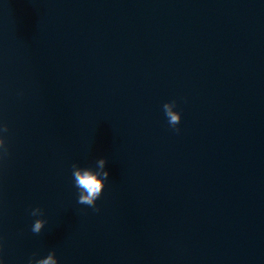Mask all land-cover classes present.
<instances>
[{
  "label": "water",
  "instance_id": "95a60500",
  "mask_svg": "<svg viewBox=\"0 0 264 264\" xmlns=\"http://www.w3.org/2000/svg\"><path fill=\"white\" fill-rule=\"evenodd\" d=\"M0 141V264H264V0H0Z\"/></svg>",
  "mask_w": 264,
  "mask_h": 264
},
{
  "label": "clouds",
  "instance_id": "9594fccd",
  "mask_svg": "<svg viewBox=\"0 0 264 264\" xmlns=\"http://www.w3.org/2000/svg\"><path fill=\"white\" fill-rule=\"evenodd\" d=\"M173 104H175V101H173ZM163 108L166 117L168 119L169 125L173 127L177 132H179V129L176 128V126L181 121V114L179 112H173L171 110V107L167 103L163 105ZM3 131L4 132L8 131L7 125H5ZM2 143L3 141H0V144ZM104 164H105L104 159L99 160V165L101 167H103ZM72 167H73V177L75 181V186L87 193V195H81L78 202L80 204L91 206L96 211H99V209L95 208L94 201L101 196V189H102L101 180H98L97 176L88 170L81 172V170L77 169L76 164H73ZM108 177H109V172L105 171L101 179L105 182L106 178ZM41 227H42L41 222L37 221L34 227L32 228V231L34 233H39ZM41 264H55V261L52 259L51 256H49L48 259L42 261Z\"/></svg>",
  "mask_w": 264,
  "mask_h": 264
}]
</instances>
